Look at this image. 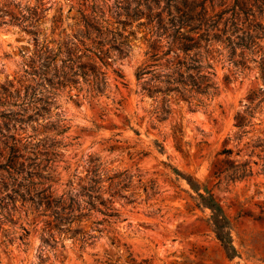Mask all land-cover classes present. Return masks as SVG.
Wrapping results in <instances>:
<instances>
[{
  "label": "rangeland",
  "instance_id": "1",
  "mask_svg": "<svg viewBox=\"0 0 264 264\" xmlns=\"http://www.w3.org/2000/svg\"><path fill=\"white\" fill-rule=\"evenodd\" d=\"M20 1L39 5L33 26L36 32L18 24L0 25V84L21 75L22 61L37 47L35 36L38 46L43 42L50 45L60 34L76 30L81 25L78 8L85 6L83 1L100 5L109 27L118 25L114 0ZM143 1L127 0L129 11L139 12ZM210 2L215 12L233 0H206L209 12ZM85 11L91 12L89 5ZM137 16L123 29L124 34L134 30L127 39L128 52L118 55L113 50V59L101 65L107 80L104 92L91 95L81 81L79 91L58 88L50 105V87L45 81L35 86L40 99L27 106L26 115L35 111L33 105L46 104V100L47 108L16 129L22 135L32 134L34 141L42 139L37 158L40 172L50 173L51 167L54 176L59 172L60 182L72 178L75 183L78 176H85L90 162H97L106 189L103 196L112 197L120 215L110 218L91 211L90 219L106 217L108 221L100 224L105 227L102 232L93 230L96 236L80 247L62 230L54 232L57 242L50 240V225L43 222L50 216L32 218L17 198L15 210L9 205L8 216L13 221L0 217V264H264V98L251 115V108L245 109L248 89H264L258 67L232 73L226 62L222 66L215 61L216 73L210 75L219 84L218 92L203 96L204 105L196 107L169 92L165 96L169 112L160 117L156 109L163 103L162 94L140 92L134 74L145 48L143 26L137 23L146 17ZM205 70L212 68L205 66ZM226 73L228 80L224 79ZM75 92L78 100L69 97ZM5 107L8 105L0 103V110ZM238 111L247 120L242 128L234 124ZM51 140L55 152L50 161ZM239 162H247L252 171L232 177ZM217 168L223 171L215 173ZM121 171L129 180L111 196L118 186L113 182L109 187L106 176ZM187 174L201 183V191L202 184L209 188L228 216L237 249L234 256L225 254L209 220L211 210L198 203ZM20 224L30 234L22 241L11 239L13 230H17L15 234L21 231Z\"/></svg>",
  "mask_w": 264,
  "mask_h": 264
},
{
  "label": "trees",
  "instance_id": "2",
  "mask_svg": "<svg viewBox=\"0 0 264 264\" xmlns=\"http://www.w3.org/2000/svg\"><path fill=\"white\" fill-rule=\"evenodd\" d=\"M160 1L144 0L139 12L131 13L127 0H114L116 27L108 26L109 19L104 17L100 5L94 1H83L85 6L78 8L81 25L76 30L60 34L50 45L43 42L38 46L35 36L37 47L22 61L21 75L0 84V103L8 105L0 110V169L3 171L0 172V217L13 221L8 216L9 205L15 210V201L19 198L21 205H26L25 214L29 211L32 218L38 214L50 216L43 221L45 226L50 225V240L57 242L54 232L62 230L82 247L88 239L96 236L92 231L102 232L105 227L100 224L108 221L106 217L90 219L91 211L110 218L120 215L112 197L103 196L106 189L102 187V170L97 162H90L85 176H78L75 183L72 178L60 182L59 172L57 177L54 176L51 167L50 173L40 172L37 158L42 139L34 141L32 134L22 135L16 129L47 108L48 100L46 104L33 105L35 111L26 115L27 106L40 99L36 97L35 86L45 81L50 87V105L58 88L76 87L79 91L78 83L81 81L86 83V91L91 95L104 92L107 80L101 65L109 64L113 50L118 55L128 52L127 39L134 30L124 34L123 29L137 15L142 13L146 17L137 23L143 26L145 48L144 58L134 74L140 81V92L153 96L162 94L163 103L156 109L160 117L169 112V104L165 103L169 92L194 107L204 105L203 96L210 97L218 92L219 84L212 78L216 73L215 61H221L222 66L226 62L230 66L228 71L233 70L232 73L244 67L257 66L258 75L264 79V0H233L230 6L215 12L211 2L208 11L206 0H164L162 5ZM88 5L90 13L85 11ZM38 8V4H22L20 0H0V25L18 24L35 34L33 26L39 14ZM249 61L253 62L252 66ZM205 66L212 70L202 71ZM117 74L122 76L118 71ZM229 78L226 73L224 79ZM44 88L49 89L47 85ZM263 90L261 86L248 89L245 109L251 108L250 115L263 100ZM69 97L78 100V92L69 94ZM234 118V124L239 128L247 122L239 111ZM54 143V140L50 141V161L55 152ZM223 151L231 152V149L224 148ZM221 171L223 169L217 168L215 173ZM251 171L247 162H239L230 175L242 177ZM185 177L195 189L198 203L210 208L209 220L225 254L234 256L237 249L230 233V220L221 204L205 184H202L201 191V183L196 178L188 174ZM106 179L110 181L109 187L113 182L118 186L110 193L111 196L129 180L124 171L108 175ZM19 228L21 231L17 234V230L12 231L11 239L22 241L30 234V229L24 224Z\"/></svg>",
  "mask_w": 264,
  "mask_h": 264
}]
</instances>
